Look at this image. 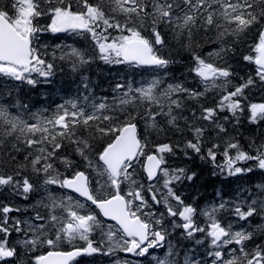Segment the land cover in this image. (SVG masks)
I'll use <instances>...</instances> for the list:
<instances>
[{"label":"snow or ice","instance_id":"6c2138e0","mask_svg":"<svg viewBox=\"0 0 264 264\" xmlns=\"http://www.w3.org/2000/svg\"><path fill=\"white\" fill-rule=\"evenodd\" d=\"M45 34L91 49L50 48ZM249 44L241 59L254 70L239 76L232 60ZM174 51L190 54L192 86L171 73ZM57 60L151 78L125 77L96 97L82 75V91L51 112L0 104V194L39 197L23 209L0 203V264H264V225L252 224L264 221V180L228 198L217 190L200 208L180 190L197 173L169 164L179 153L225 179L264 174V134L246 148L240 139L244 119L264 124V99H250L264 91V0H0V76L35 87Z\"/></svg>","mask_w":264,"mask_h":264},{"label":"trees","instance_id":"16d2710c","mask_svg":"<svg viewBox=\"0 0 264 264\" xmlns=\"http://www.w3.org/2000/svg\"><path fill=\"white\" fill-rule=\"evenodd\" d=\"M42 42L47 44L50 48H54L55 45L71 44L75 47L82 48L83 50H90L91 45L89 41L79 37H68L65 34L52 35L45 34L42 36ZM212 46H205L202 51L206 53ZM250 44L241 46L238 48L236 55L234 56L232 63L239 76H245L254 70L253 65H249L243 62L242 55L249 54ZM60 53L57 52V55ZM189 53L180 51L177 54L173 52V56L177 61L171 66V73L178 78H187L189 86H192L195 82L191 75L188 73L187 66L190 64ZM50 58V57H49ZM87 76L92 85V90L96 97H103L108 95L111 97V87L117 81H122L123 78L129 80L135 79L139 82L142 79H150L151 77L145 73L140 75L134 70L127 68L126 66H110L97 60L91 65L85 66L81 69V72H73L71 65L67 62L56 61L55 74L47 81L41 77H35L40 82L35 86L28 85L27 83H21L18 81L10 80L7 77L0 76V104L12 105L15 104L16 111H22L19 107L20 104H27L32 112H40L44 109L51 112L55 107L68 99L75 98L79 91L82 89L79 87L81 77ZM211 95V93H210ZM250 99L253 102H259L264 99V91L259 89H253L250 93ZM140 130L143 132L144 126L140 125ZM241 143L247 147L248 138L259 134H264V124L260 126L251 125L244 119L240 127ZM173 139L177 137L173 136ZM164 139V137H161ZM222 162V158H218ZM169 164L172 167H186L197 173V179L191 184L185 183L181 186L180 190L184 193L188 202H194L200 208L206 207L210 201L216 199L217 190L222 191L226 198L231 197L234 190L244 184V186H250L252 183H260L264 180V174L259 171L252 173L249 176L237 178L229 177L227 179L221 176H213V168L211 164L201 161L198 157L193 156L191 159H186L182 154H179L169 159ZM39 197L33 195L29 200L25 201L18 196H11L7 192L0 194V203L11 204L16 207L25 208L34 203ZM30 213H10L13 217L26 218ZM202 219V218H201ZM253 226L264 225L259 217L252 221ZM16 234L13 233L9 239L11 241L16 240ZM82 243V242H81ZM182 245H187L185 251L196 248L191 241H182ZM67 248V246H65ZM204 251L203 247L198 248L197 255ZM159 254V250L158 253ZM79 264H111L110 257L94 256V257H80L77 258ZM151 259V257H149Z\"/></svg>","mask_w":264,"mask_h":264}]
</instances>
